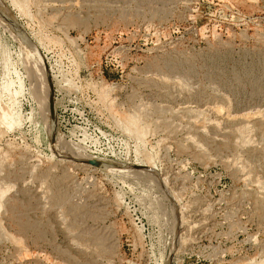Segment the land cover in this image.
Here are the masks:
<instances>
[{"label": "rangeland", "instance_id": "obj_1", "mask_svg": "<svg viewBox=\"0 0 264 264\" xmlns=\"http://www.w3.org/2000/svg\"><path fill=\"white\" fill-rule=\"evenodd\" d=\"M0 264H264V0H0Z\"/></svg>", "mask_w": 264, "mask_h": 264}, {"label": "water", "instance_id": "obj_2", "mask_svg": "<svg viewBox=\"0 0 264 264\" xmlns=\"http://www.w3.org/2000/svg\"><path fill=\"white\" fill-rule=\"evenodd\" d=\"M53 103H54L53 101L50 103V109H51V110L53 109ZM87 163L92 164L93 161L90 160V161H87Z\"/></svg>", "mask_w": 264, "mask_h": 264}]
</instances>
